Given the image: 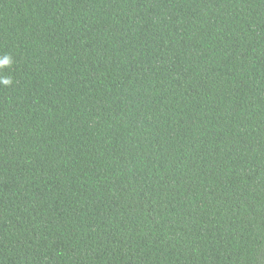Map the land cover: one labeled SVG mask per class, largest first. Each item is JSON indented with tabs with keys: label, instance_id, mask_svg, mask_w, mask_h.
I'll use <instances>...</instances> for the list:
<instances>
[{
	"label": "trees",
	"instance_id": "obj_1",
	"mask_svg": "<svg viewBox=\"0 0 264 264\" xmlns=\"http://www.w3.org/2000/svg\"><path fill=\"white\" fill-rule=\"evenodd\" d=\"M8 56L0 264H264V0H0Z\"/></svg>",
	"mask_w": 264,
	"mask_h": 264
},
{
	"label": "clouds",
	"instance_id": "obj_2",
	"mask_svg": "<svg viewBox=\"0 0 264 264\" xmlns=\"http://www.w3.org/2000/svg\"><path fill=\"white\" fill-rule=\"evenodd\" d=\"M12 58L10 56L6 57L2 63H0V67L11 65ZM5 83H8V81H5Z\"/></svg>",
	"mask_w": 264,
	"mask_h": 264
}]
</instances>
